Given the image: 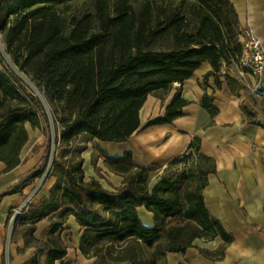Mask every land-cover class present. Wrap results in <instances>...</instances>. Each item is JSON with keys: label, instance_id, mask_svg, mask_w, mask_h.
Masks as SVG:
<instances>
[{"label": "trees", "instance_id": "trees-1", "mask_svg": "<svg viewBox=\"0 0 264 264\" xmlns=\"http://www.w3.org/2000/svg\"><path fill=\"white\" fill-rule=\"evenodd\" d=\"M85 0H0V32L6 47L23 59L21 70L31 68L44 86L47 101L55 108L61 130L56 137L61 159L54 156L53 174L57 182L39 205L29 204L19 224L29 226V237L37 224L57 217L49 229V246L41 263L34 256L29 264H56L65 260L68 247L61 234L73 217L82 235L79 250L93 253L94 264H169L168 254H185L195 239L223 245L215 252L200 249L208 258L220 260L234 240L206 209L202 192L214 173L212 160L192 153L207 167L189 169L179 178L163 177L150 190L152 173L159 168L136 164L132 152L112 156L96 146L108 170L124 178V186L105 189L95 178L85 180L81 150L71 155L73 142L87 136L89 141L125 143L140 127V110L153 92L167 91L183 84L205 62L218 72L229 58L238 62L242 53L241 25L230 0H92L94 12L72 16L66 33L64 16ZM193 3L202 12L200 25L191 33L183 17H172L167 25L154 23L156 2ZM143 3L139 15L132 3ZM173 31L175 47L153 50ZM220 85V82H217ZM212 97L205 95L202 108L217 113ZM189 104L179 94L164 116L148 126L170 124L183 116ZM45 115L40 102L30 95L20 79L12 75L0 56V161L4 173L19 166L21 152L29 141L26 125L40 128ZM190 153V154H192ZM49 148L41 166L25 176L0 200L21 193L40 179L46 169ZM67 154L71 155L66 160ZM183 156L171 164L180 163ZM144 207L153 214L154 226L147 227L138 215ZM35 240V239H33Z\"/></svg>", "mask_w": 264, "mask_h": 264}, {"label": "crops", "instance_id": "crops-1", "mask_svg": "<svg viewBox=\"0 0 264 264\" xmlns=\"http://www.w3.org/2000/svg\"><path fill=\"white\" fill-rule=\"evenodd\" d=\"M230 1L237 12L241 32L252 30L264 50V0ZM255 85L256 81L239 61L233 67L223 62L217 73L210 63L205 62L183 84L175 83L167 91L159 90L147 97L140 110L141 127L127 142L91 141L112 156L132 152L136 164L143 168L156 166L165 169L174 159L192 153L190 146L193 143L197 145L199 155L212 160L215 171L208 176L202 192L205 206L234 240L226 246L222 258L215 260L203 256L199 250L215 252L223 241L220 238L213 241L195 239L194 247L187 249L185 254H168L169 264H264V98H258L251 92ZM262 85L264 88V79ZM178 94L189 102L183 108V116L170 124L148 126L154 119L164 116ZM205 95L212 97V105L218 110L216 114L210 115L202 108L201 101ZM24 148L22 163L10 172L4 173L6 165L0 161V195L8 192H3L8 183L13 182L15 187L37 169L45 156L39 152L28 155L23 152ZM91 155L89 151L82 153L86 181L95 178L109 191L124 186V178L106 168L110 176L107 179L113 187L98 179L94 168L96 163L90 162ZM59 157L56 156L58 160L61 159ZM103 165L104 159H100L97 167ZM159 181H152L150 190ZM56 182L57 178L51 176L48 185L31 200V205H39ZM31 185L21 193L7 195L0 200V264H5L2 258L4 250L10 259L15 254L11 245L5 247L4 244L7 214L12 206L24 202ZM137 212L145 226H154L153 214L144 207L138 208ZM65 227L72 233L76 232L79 245L82 232L75 219L69 217ZM67 257L60 264H77L66 260ZM95 262L96 259L89 257L85 264Z\"/></svg>", "mask_w": 264, "mask_h": 264}, {"label": "rangeland", "instance_id": "rangeland-1", "mask_svg": "<svg viewBox=\"0 0 264 264\" xmlns=\"http://www.w3.org/2000/svg\"><path fill=\"white\" fill-rule=\"evenodd\" d=\"M114 2L115 0H111L110 2L111 10H113ZM132 7L134 13L136 15H139L143 8V3L133 2ZM94 11L93 1L85 0L77 9H75L70 14L65 15L64 20L66 21V33H69L71 29L68 25V21L72 16H81L85 13H93ZM201 15H203V12L191 2L182 4L179 1H175L156 2L153 4V20L155 24L161 22L164 25H167L172 17H183L189 25L188 30L191 33H195L199 28ZM174 47L175 43L173 38V31H171L169 35H167L163 40L159 41L153 47V50L164 51L171 50ZM0 56L3 59L6 69L12 75L20 79L27 92L32 95L38 102H40L45 115V119H43L40 128L33 129L29 124L26 125V128L29 132V141L25 146L23 152L28 153V155H32L37 152H39L40 154H46L47 148H49L50 151L47 166L43 176L40 179H37L31 185V188H29L31 190L30 194L25 198L24 202L12 206L9 210V213L7 214L6 236L4 244L5 247L11 245L15 249V254L14 258L10 259L7 251L4 250L2 258L5 264H29L34 256H38L41 260V263H43L47 253L45 249L49 246L50 241L49 229L51 224L57 219V217H49L37 224V231L33 235V238L29 237V226L23 227L19 224V217L23 214V211L27 209V206L31 204L30 202L34 198V196L42 191L44 186H47L48 182L51 180V176L54 172L52 168L54 156L61 157V154H63L62 150H57V144L55 143L56 137L58 136L61 127L55 120V108L50 105L44 95L43 83L34 78L31 68L28 67L27 70L24 71L20 69L23 59L12 54V52L7 49L4 41V35L1 32ZM233 60L234 59L229 58L225 63L227 64V66L233 67V65L235 64V61ZM96 146L97 145L94 142L89 141V138L87 136H82L80 138H77L73 142L70 150L71 155H77L81 150H84L83 152H92L90 162H92V164L96 163L94 165V168L97 178L113 187L107 179V177L110 176L105 171V168L108 170V168L105 166V161L104 165L101 166V168L97 167L98 161L100 159L103 160V158L101 157L100 152L97 151ZM71 155L67 154V157L65 159L70 160ZM42 162L43 159L41 160V163L38 165V167L41 166ZM207 166V164H204L201 161L198 154L192 153L187 157L182 158L180 163L171 164L165 169H158L154 171L152 173L153 178L151 179V182L156 179L160 180L163 177L177 179L182 174L186 173L189 169H194L197 171L199 167ZM12 184L13 182L8 183V185L4 186L3 192L13 189L14 186H12ZM61 238L64 244L68 247V257L66 260H71L73 261L72 263L85 264L89 257L92 260L96 259V257H93V253L89 255H82L80 253L76 232L72 233L67 228L61 234ZM56 264H60V262Z\"/></svg>", "mask_w": 264, "mask_h": 264}, {"label": "built area", "instance_id": "built-area-1", "mask_svg": "<svg viewBox=\"0 0 264 264\" xmlns=\"http://www.w3.org/2000/svg\"><path fill=\"white\" fill-rule=\"evenodd\" d=\"M239 40L243 46L239 62L251 77L256 81L255 87L251 92L258 98H264V50L260 40L250 29L241 32Z\"/></svg>", "mask_w": 264, "mask_h": 264}]
</instances>
